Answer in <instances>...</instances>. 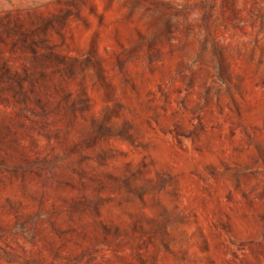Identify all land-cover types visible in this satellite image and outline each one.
Segmentation results:
<instances>
[{
    "label": "rangeland",
    "instance_id": "rangeland-1",
    "mask_svg": "<svg viewBox=\"0 0 264 264\" xmlns=\"http://www.w3.org/2000/svg\"><path fill=\"white\" fill-rule=\"evenodd\" d=\"M0 264H264V0H0Z\"/></svg>",
    "mask_w": 264,
    "mask_h": 264
}]
</instances>
